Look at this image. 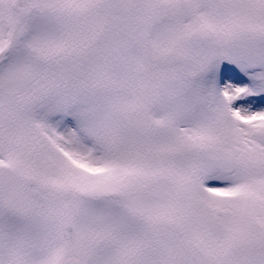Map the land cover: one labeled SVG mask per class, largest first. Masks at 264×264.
<instances>
[{
  "label": "snow or ice",
  "instance_id": "1",
  "mask_svg": "<svg viewBox=\"0 0 264 264\" xmlns=\"http://www.w3.org/2000/svg\"><path fill=\"white\" fill-rule=\"evenodd\" d=\"M0 264H264V0H0Z\"/></svg>",
  "mask_w": 264,
  "mask_h": 264
}]
</instances>
